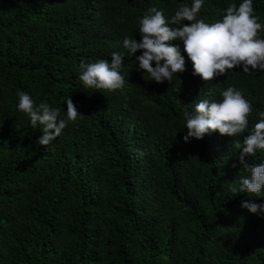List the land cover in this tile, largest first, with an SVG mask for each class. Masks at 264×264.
Instances as JSON below:
<instances>
[{
	"label": "trees",
	"instance_id": "obj_1",
	"mask_svg": "<svg viewBox=\"0 0 264 264\" xmlns=\"http://www.w3.org/2000/svg\"><path fill=\"white\" fill-rule=\"evenodd\" d=\"M242 2L203 0L197 19L218 22ZM192 3L0 0V264H264V213L242 207L264 197L231 191L250 177L232 144L264 118V70L204 81L177 39L185 70L157 83L138 67L142 50L123 46L141 40L151 7L168 20ZM253 10L264 25V0ZM113 53L124 57V86L86 88L81 62L111 63ZM229 87L252 105L245 131L185 142V111L222 102ZM20 92L65 120L68 97L82 115L40 145L43 126L18 110ZM246 160L264 164V150Z\"/></svg>",
	"mask_w": 264,
	"mask_h": 264
},
{
	"label": "clouds",
	"instance_id": "obj_2",
	"mask_svg": "<svg viewBox=\"0 0 264 264\" xmlns=\"http://www.w3.org/2000/svg\"><path fill=\"white\" fill-rule=\"evenodd\" d=\"M202 6L203 0H193L191 7L181 5L168 20L161 10L151 7L139 21L141 40L138 42L133 37H124L123 46L130 56L142 50V54L135 59L139 69L148 73L151 80L157 83L171 82L174 74L185 70V59L179 46L170 44L177 39L183 41V50L193 64L194 74L204 81L223 75L226 70L233 72L241 69L245 73L255 69L264 70V39L259 38L264 25L254 15L253 0H243L238 7L230 5L225 10L226 15L216 16L218 19L214 20L218 22L211 24L204 19H197ZM184 21L191 23L184 24ZM123 59L121 54L113 53L111 63L107 60L92 64L81 62L79 79L86 88L108 91L121 89L125 83L120 74ZM221 95L222 102L205 99L196 104L194 113L185 111V142L192 137L201 139L209 130L231 137L245 131L252 112L251 103L232 87ZM18 97V110L30 117L33 127L37 123L43 126V135L38 139L40 145H49L60 136L69 121H75L78 114L82 115L68 97L65 100L67 120L59 118L60 109L47 102L34 106L27 93L20 92ZM232 146L240 149L239 163L245 170H250V177H241L240 187H232L231 191L264 197V164L252 165L246 160L254 156L257 150H264V118L244 138L243 146L239 141L233 142ZM242 207L253 214L264 213V204L243 201Z\"/></svg>",
	"mask_w": 264,
	"mask_h": 264
}]
</instances>
